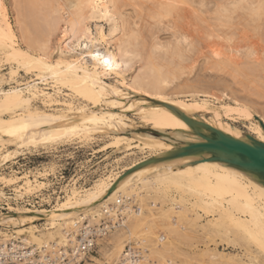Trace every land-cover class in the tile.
I'll return each instance as SVG.
<instances>
[{"label": "bare ground", "instance_id": "6f19581e", "mask_svg": "<svg viewBox=\"0 0 264 264\" xmlns=\"http://www.w3.org/2000/svg\"><path fill=\"white\" fill-rule=\"evenodd\" d=\"M21 1L17 0V6ZM49 1H28L36 36H25L19 42L15 28L5 18L3 0L0 51L9 63L18 69H30L38 79L57 75L58 84L94 106H102L104 87L97 84L101 79L121 80L131 91L157 100L184 96L182 89H194L193 96L205 95L198 91L204 85L201 80L172 84L175 72L190 69L203 54L205 61L233 69L234 76L238 72L264 71V50L257 41L254 45L246 42L248 33L242 32L248 28L244 25H254L251 28L255 31L261 27L258 24L264 22V0ZM192 19L203 28L204 38L199 29L197 37L190 34ZM202 41L209 44L208 48L205 44L202 47ZM23 42L27 44L25 50ZM33 88L36 90V86ZM31 91L27 93L34 96ZM0 95V156L8 149L47 148L69 135L67 123L42 113L21 90ZM224 97L232 102L205 119L163 121L154 127L190 129L242 115L253 123L262 139L264 116L236 98ZM10 180L19 183L14 190L17 198L23 190L37 189V181H42L36 175L25 184L21 178ZM106 184H96L79 196L68 194L67 199L30 213L29 218L27 213L17 211L0 213V249L19 248L13 258L21 256L30 264H62L64 257L68 264H178L187 259L194 261L189 264H264V212L231 173L202 165L174 166L123 182L114 189ZM4 187L0 188V208L10 203ZM193 191L196 193L192 196ZM29 219L30 223L25 221ZM40 220H45L42 228L36 225ZM4 223L13 227L8 230ZM93 236L97 247L104 245L103 263L96 257H83ZM188 239L201 244V248L192 246L184 251L186 243L192 244ZM218 244H223L222 251ZM230 248L247 260L228 256L225 251ZM8 255L0 254V258L5 260Z\"/></svg>", "mask_w": 264, "mask_h": 264}, {"label": "rangeland", "instance_id": "374dc122", "mask_svg": "<svg viewBox=\"0 0 264 264\" xmlns=\"http://www.w3.org/2000/svg\"><path fill=\"white\" fill-rule=\"evenodd\" d=\"M26 1H21L22 4L17 6V0H6L5 18L10 20L15 28L19 42L22 38L25 39V36H36L28 11L30 8L28 3L33 0ZM34 1L36 4L50 2ZM33 6L35 10H39L36 5ZM193 20L190 21L189 29L187 26L185 29L190 30L194 37L198 36L196 32L201 31L204 38L203 28ZM258 25L256 31L251 28L254 25H244L248 28H243L245 30L242 29V32L248 33L246 42L254 45L257 41L256 43L264 50V22L260 21ZM258 28L262 32H259ZM204 44L208 48L209 44L202 41V47ZM26 46L25 42L21 44L23 50ZM205 50L204 48L203 52ZM232 72L233 69L216 65L212 60L205 61L204 54L200 55L193 67L175 72L172 84L177 86L185 80L193 82L201 80L204 85L198 91L204 92L205 95L193 96L194 89H182L184 96L169 100L145 97L128 89L121 80L101 79L97 84L100 88L104 87L101 89L102 106H94L58 84L57 75H48L44 80L38 79L30 69H18L16 65L9 63L7 57L0 51V94L8 90H21L26 98L30 99L31 104L42 113L58 122L67 123L70 128L65 141L58 144H52L47 148L8 149L6 154H1L3 167L0 168V188L5 186L3 190L10 203L2 204L0 213L17 211L27 213L29 218L30 213L43 208L49 209L67 199L68 194L73 196L78 193L79 196V193H85L99 183H107L109 189H114L123 182L161 168L196 165L231 173L264 212V176L230 163L226 158H222L223 160L214 158L211 150L196 147L218 140L220 137L249 146L254 142L264 144L251 121L242 115H235L224 118L214 125L190 128L192 130L169 125L154 127L163 121L190 122L205 119L223 105L232 102L224 97L226 94L264 116V71L253 74L238 72L236 76ZM28 89H32L31 93L34 96L27 93ZM0 98L3 96L0 95ZM34 175L42 180L37 181L39 183L37 189L32 188L30 192L23 190V195L15 197L14 190L19 183L12 184L10 179L21 178L24 183L22 181L20 183L25 184L27 180L33 181ZM195 193L193 191L192 196ZM25 221L29 222L31 219ZM44 221L40 220L36 225L42 228ZM3 226L8 230L13 227L10 223H4ZM158 228L160 227L156 228L157 231L164 233L163 229L160 231ZM111 235H108L109 238ZM187 242L192 244L188 246L186 243L184 249L186 252L194 246L201 248V244L195 243L193 239H188ZM103 246L101 243L96 246L95 253L89 258L96 257L100 263L105 262ZM217 248L222 251L224 246L218 244ZM226 251L228 256H235L242 261L247 260L241 252L231 248ZM190 262L187 259L185 262L179 261L178 264Z\"/></svg>", "mask_w": 264, "mask_h": 264}, {"label": "water", "instance_id": "95a60500", "mask_svg": "<svg viewBox=\"0 0 264 264\" xmlns=\"http://www.w3.org/2000/svg\"><path fill=\"white\" fill-rule=\"evenodd\" d=\"M196 147L211 150L214 158L221 160L226 158V161L230 163L264 176V144L254 142L252 146H249L242 142L220 137L218 140L196 145Z\"/></svg>", "mask_w": 264, "mask_h": 264}, {"label": "built area", "instance_id": "2783aa9c", "mask_svg": "<svg viewBox=\"0 0 264 264\" xmlns=\"http://www.w3.org/2000/svg\"><path fill=\"white\" fill-rule=\"evenodd\" d=\"M103 222H104V221H103ZM108 223H109V222H108ZM91 239H92V243H91L90 248H89V249H86V250H84V252H82L84 258H89V256H91V254L95 253V251H96V249H97V248H96V244H94V242H95V237L93 236V237H91ZM17 249H19V248H13V247H11V246L8 248L7 251H2V250L0 249V254H3V253H9V255L6 256V259H5V260H2V258H0V264H30V263H26V262L21 258V256H19V258H13V253H14L15 251H17ZM69 251H70V250H69ZM23 253H24V252H23ZM37 254H38V252L35 254L36 257L38 256ZM61 262H62V264H68V258H67V257H64L63 260H62Z\"/></svg>", "mask_w": 264, "mask_h": 264}, {"label": "snow or ice", "instance_id": "6c2138e0", "mask_svg": "<svg viewBox=\"0 0 264 264\" xmlns=\"http://www.w3.org/2000/svg\"><path fill=\"white\" fill-rule=\"evenodd\" d=\"M5 5L3 3V0H0V11L4 10ZM110 61L109 60H104V64L105 65H110ZM181 127H183V125H181ZM262 139H264V137H262ZM262 248H264V244L261 245ZM81 264H83V262H81Z\"/></svg>", "mask_w": 264, "mask_h": 264}]
</instances>
